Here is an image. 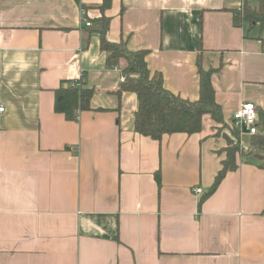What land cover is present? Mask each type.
I'll list each match as a JSON object with an SVG mask.
<instances>
[{
    "label": "crops",
    "instance_id": "crops-1",
    "mask_svg": "<svg viewBox=\"0 0 264 264\" xmlns=\"http://www.w3.org/2000/svg\"><path fill=\"white\" fill-rule=\"evenodd\" d=\"M246 2L112 0L107 39L147 51L187 100L200 63L226 122L253 103L264 126L263 37L234 22ZM102 4L0 0V264H264V168L239 158L205 198L227 159L209 115L191 136L136 132L138 96L118 92L127 61L101 49ZM74 81L94 93L68 121L56 92Z\"/></svg>",
    "mask_w": 264,
    "mask_h": 264
},
{
    "label": "trees",
    "instance_id": "trees-1",
    "mask_svg": "<svg viewBox=\"0 0 264 264\" xmlns=\"http://www.w3.org/2000/svg\"><path fill=\"white\" fill-rule=\"evenodd\" d=\"M247 4V2H246ZM112 0H103L100 7L102 12L99 32L101 35V49L108 55V62L125 59L124 68L126 80L121 84L119 93L134 92L138 96V108L135 113V130L144 137L161 141L165 135L186 134L195 135L203 130V119L209 115L214 121L224 120L220 105L216 102L215 90L211 83L212 71L205 72L199 63L201 77L200 98L191 101L174 94L164 86L161 73H152L147 64V51H130L125 41L112 43L107 39L109 19L105 12L111 8ZM234 12L235 25H240ZM243 23L255 20L257 26L264 27V0H259ZM264 47V38L260 39ZM94 90L85 88L80 82L74 81L72 86L61 87L56 92L55 111L65 116L68 121H78L79 114L91 110V99ZM249 149L264 152V126L258 134L251 136ZM241 147H229L226 150L227 159L223 161V168L215 178L214 184L205 198L212 195L219 187L229 171L237 168V154ZM264 160V158H263ZM264 168V165H262ZM158 185L161 184L160 172L156 173Z\"/></svg>",
    "mask_w": 264,
    "mask_h": 264
},
{
    "label": "rangeland",
    "instance_id": "rangeland-1",
    "mask_svg": "<svg viewBox=\"0 0 264 264\" xmlns=\"http://www.w3.org/2000/svg\"><path fill=\"white\" fill-rule=\"evenodd\" d=\"M258 3L259 0H249V2H247V4L239 11V14L237 16L239 22L243 23L242 21H244L247 16H250V18H252L253 14L251 13L253 12L254 8L258 6ZM245 23L248 26L256 25L255 20H253V23ZM257 26L258 27H254L251 30L249 27H247V30H250L253 33H257L264 38V27H260V25ZM209 119L210 120L208 121V123L210 125L213 122V125L211 127L215 135L225 141V152L229 147H241L243 149L239 154H237V160L239 158L247 159L248 161L255 160L261 166L264 165V152L262 150L254 151L249 149L251 138L241 136V134L232 125V119L229 122H226L225 120L214 121L211 117Z\"/></svg>",
    "mask_w": 264,
    "mask_h": 264
},
{
    "label": "built area",
    "instance_id": "built-area-1",
    "mask_svg": "<svg viewBox=\"0 0 264 264\" xmlns=\"http://www.w3.org/2000/svg\"><path fill=\"white\" fill-rule=\"evenodd\" d=\"M83 22L86 27H91L92 23L87 19V11L82 9ZM126 77L123 76L124 82ZM5 108L0 106V113H3ZM232 125L241 134V136L251 137L258 134L261 130V120L258 108L253 103H245L241 108L232 114ZM196 194L201 196L204 194L202 188L195 190Z\"/></svg>",
    "mask_w": 264,
    "mask_h": 264
}]
</instances>
